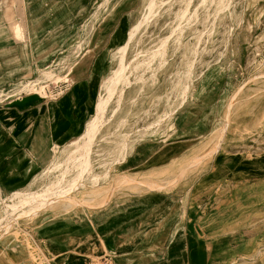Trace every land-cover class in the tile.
Listing matches in <instances>:
<instances>
[{
	"label": "rangeland",
	"instance_id": "1",
	"mask_svg": "<svg viewBox=\"0 0 264 264\" xmlns=\"http://www.w3.org/2000/svg\"><path fill=\"white\" fill-rule=\"evenodd\" d=\"M123 1L0 0V64L19 67L14 81L0 86V111L17 106L10 101L23 93L42 101L60 95L72 80L68 63L95 47L100 34L99 45L84 59L104 67L100 82L114 75L118 46L140 23L125 50L126 77L118 82L89 151L55 145L49 167L26 187L8 189L0 181V243L10 241L21 251L25 244L30 262L43 264L45 252L30 246L40 238V225L84 223L113 203L126 206L163 193L190 206L192 233L200 225L214 239H238L244 252L232 264H264V0ZM45 13L61 21L44 37L56 54L20 67L17 49L33 44L29 16ZM61 13L68 19L61 20ZM59 189L67 193L35 212L15 194ZM17 255L0 264H23Z\"/></svg>",
	"mask_w": 264,
	"mask_h": 264
},
{
	"label": "crops",
	"instance_id": "2",
	"mask_svg": "<svg viewBox=\"0 0 264 264\" xmlns=\"http://www.w3.org/2000/svg\"><path fill=\"white\" fill-rule=\"evenodd\" d=\"M62 15L61 20L68 19ZM58 17L29 16L33 44L29 42L26 49L21 43L17 49L22 57L20 67L56 54V47H48L44 37L51 25L61 22ZM77 66L74 80H66L68 86L60 95L42 101L23 93L10 101L17 106L0 111V181L8 189L30 184L51 164L55 145H69L84 131L96 103L98 85L92 81H99L104 67L92 62ZM18 69V64H0V86L14 81ZM57 87L49 85L50 89ZM4 112H9V118ZM149 195L126 206L113 203L97 219L84 223L42 224L37 229L40 238L30 241V246L45 252L43 264H51L47 261L51 256L52 264H88L103 256H110L113 264H232L244 252L238 239H214L200 225L192 233L191 208L180 196L174 201L163 193ZM25 248L24 244L21 251L10 241H2L0 260L18 254L23 264H32Z\"/></svg>",
	"mask_w": 264,
	"mask_h": 264
},
{
	"label": "bare ground",
	"instance_id": "3",
	"mask_svg": "<svg viewBox=\"0 0 264 264\" xmlns=\"http://www.w3.org/2000/svg\"><path fill=\"white\" fill-rule=\"evenodd\" d=\"M21 1V0H20ZM29 1V0H27ZM85 2H87L89 4V0H84ZM131 1V0H130ZM23 2V1H22ZM126 3H129V0L123 1L122 5ZM153 5V1L148 3V8L151 9ZM100 6V5H99ZM116 6H113L111 8V11H113L115 9ZM22 9V10H21ZM21 14H23V8H21ZM110 11V7L108 8ZM61 17H68L65 14H63ZM7 20L9 21V27L11 28V30L13 31L15 36H18L20 29H18L17 27V23L12 21V16L10 14L6 15ZM102 24V22H101ZM101 24L98 25V27L96 29H93V31L95 30H99L101 27ZM140 23H137L136 25L132 26L131 30L129 31L126 40L122 41V44H120L118 46V51L120 52V57H119V68L117 69V71L115 72L114 75L111 76H107V78H105V80H103L102 82L98 81L97 78H95V80L92 81V83L94 85H98L99 88H101V92H96V96H97V101L95 103L94 106V114L87 120V122L85 123L84 126V131L82 132V134H80L76 139H74L73 141L70 142L69 145H74L77 148L83 147L86 152L89 151V148L91 147V145L93 144L94 139L96 138V136L99 133V129L102 125V119L103 116L106 112V108L107 105L109 104L112 96L115 94V90H116V86L118 84L119 81H121L123 79V76L126 77L125 75V69H126V61H125V50L127 49L129 42H131V40L133 39L138 27H139ZM19 26V24H18ZM26 26V25H25ZM20 27L24 28V25L22 23V25ZM102 34L98 35L95 38V47H91V48H87L85 49L82 53L80 58L76 59L75 61H73V63H68L69 67H70V73L68 75H70L72 77V79L74 80V77L76 75L75 72H73V69H77L78 66L77 65H87L89 64L87 60H85L84 58H86L89 54L93 53V48H96V45H99L100 42V38H101ZM122 33L118 34L115 41L119 42L121 39ZM121 42V41H120ZM151 57H155L156 54L154 53H150ZM103 59H101V61H99V64L103 63ZM52 62V59L49 60V63ZM45 62H41V65H44ZM47 64V63H46ZM45 64V65H46ZM51 65V63L46 66L43 67L42 70L43 72H45V74H50V72L48 71L49 66ZM48 77H54L53 74L48 76ZM56 80L59 78V75H55ZM63 78H65V76H63ZM32 83V82H31ZM29 82L25 81L22 82V91L25 90V87L28 86ZM44 86H42L43 89ZM28 90V89H27ZM80 146V147H79ZM75 152V151H73ZM72 157V156H71ZM76 159H80L76 156ZM196 162V160H194ZM80 163V162H79ZM87 166V161H84L81 163V168H84ZM64 193H67L66 190L63 189H59L58 191L51 190L49 194H45L41 193L38 194L36 192L33 193H28L27 195H21L22 193H15L17 196L22 197L23 199L21 200V205L22 206H26L28 207L31 212H35L37 211L39 208L46 206V205H52L53 203L56 202V196H58V194L62 195ZM55 197V198H54ZM70 203V202H68ZM13 208L16 209V206H14ZM54 209V208H53Z\"/></svg>",
	"mask_w": 264,
	"mask_h": 264
},
{
	"label": "built area",
	"instance_id": "4",
	"mask_svg": "<svg viewBox=\"0 0 264 264\" xmlns=\"http://www.w3.org/2000/svg\"><path fill=\"white\" fill-rule=\"evenodd\" d=\"M98 264H113V260L110 256H104L99 260Z\"/></svg>",
	"mask_w": 264,
	"mask_h": 264
}]
</instances>
